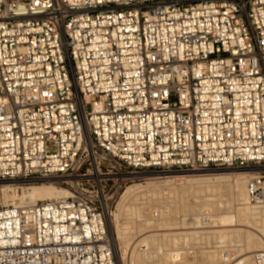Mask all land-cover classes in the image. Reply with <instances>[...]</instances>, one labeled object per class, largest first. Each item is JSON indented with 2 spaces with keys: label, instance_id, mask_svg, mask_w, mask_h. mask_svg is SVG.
<instances>
[{
  "label": "built area",
  "instance_id": "2783aa9c",
  "mask_svg": "<svg viewBox=\"0 0 264 264\" xmlns=\"http://www.w3.org/2000/svg\"><path fill=\"white\" fill-rule=\"evenodd\" d=\"M222 169L263 212L264 0H0V182L68 192L0 207V264H116L127 187Z\"/></svg>",
  "mask_w": 264,
  "mask_h": 264
},
{
  "label": "bare ground",
  "instance_id": "6f19581e",
  "mask_svg": "<svg viewBox=\"0 0 264 264\" xmlns=\"http://www.w3.org/2000/svg\"><path fill=\"white\" fill-rule=\"evenodd\" d=\"M255 176L254 172L248 170L232 169L178 175L144 176L142 178L143 184L129 186L120 195L116 211L112 213L107 225L108 237L112 243L116 264H121L118 254H121L122 260L126 257L127 251H130L128 258L131 264H182V256H185V253L181 249L173 248L162 250L163 252L159 250L160 248L164 249L168 241H175L177 244L172 245V247H176L180 241L185 243L187 239L190 242L196 239L201 243L205 242L206 248L199 253L200 264H221L237 257L240 259L238 261L247 263L253 254L264 251V211L249 207L245 193L248 181ZM172 180L174 183L180 182V186L185 183L190 191L197 194L196 197H199L203 190L214 193L215 190L220 191L227 188L229 201L226 205L230 208L220 212L214 207V201L203 200L193 203L190 210L193 208L195 210L193 209L189 213L185 212L192 218V224L189 225L193 227H191L192 232L156 234L155 229L168 228L169 222L167 220L171 216V208L164 209L163 212L154 211L152 216L148 217V221L144 217L145 215L143 216L146 211L143 207L145 205L142 203V206L136 205V203L142 202L141 197L149 190L151 197L163 196L165 192L171 190L169 183ZM47 181L50 183L47 184ZM154 181H163V183L157 185L152 183ZM14 183L16 182H0L2 185L0 187V202L3 206L16 205L22 207L39 201L68 197V192L62 188H56L51 184L53 183L51 180H41L40 184L33 181L32 183L35 184L24 188H14L12 186ZM180 186L178 185V187ZM162 218L166 219L165 223H158ZM148 229L150 231L146 232ZM145 232L149 235L143 237ZM135 237H138L137 240L140 237L143 238L137 244L135 243L136 245H133L134 247L130 250L132 247L130 242ZM165 242L167 243L165 244Z\"/></svg>",
  "mask_w": 264,
  "mask_h": 264
},
{
  "label": "rangeland",
  "instance_id": "374dc122",
  "mask_svg": "<svg viewBox=\"0 0 264 264\" xmlns=\"http://www.w3.org/2000/svg\"><path fill=\"white\" fill-rule=\"evenodd\" d=\"M218 171H222V170H218ZM161 182L163 183V181H154L152 183H155V184L158 185ZM46 183L49 184L50 182L48 183V181H47ZM31 184H35V183H32V182H17V183L12 184V186L14 188H17V187L18 188H24V187L29 186ZM36 184H40V181H37ZM51 184L54 185V183H51ZM139 184H143V182L141 181V182L135 183L134 185H139ZM134 185L132 184V186H134ZM178 185L180 186V182H175L174 183L173 180H172L169 183V186H170L169 188L171 190L165 192L163 196L161 195V197H157V198H156V196L155 197H151V193H150V190H149L143 195V197H141V199L143 201L142 202L140 201L139 203H136V205L137 204L141 205V203L145 205L143 207H144V209H146L147 212L145 211L143 213V216L145 215L144 217H146L148 221H149V218L152 216L154 211H157V210L159 211L160 210V211L163 212L164 209H167L169 207L171 208V216H170L169 220H167L169 222L167 224V225H169L168 228L155 229L154 231L156 232V234H167V233H171V234H177L178 233V234H181L182 232L183 233L192 232V228L193 227L189 226L190 224H192V218L190 217L189 214H185V212L189 213V211L194 209L193 208V209L190 210V208L192 207L193 203L201 202L203 200L212 201V202L214 201L215 202V203L213 202L214 207H216V209H218V211H220V212H224L228 208H230L228 205H226L227 201H229V198L227 196V195H229L228 194L229 190L227 191V188L226 189H222L220 191L215 190L214 193H211L210 191L205 192L206 190H203V192L200 193L201 195H199V197H196L197 194L194 193L193 191H190L187 188L188 186H185V183H182L180 187H178ZM1 186L2 185H0V187ZM56 188H59V187H56ZM209 199H211V200H209ZM118 202H119V200L117 201V204H118ZM117 204H116V207H117ZM2 206H3V204H2V202H0V207H2ZM116 207H115L113 213H115ZM165 221H166V219L162 218L160 221H158V223H165ZM186 227H187V229H186ZM188 228H189V230H188ZM241 228L243 229V227H241ZM241 228H239V229H241ZM149 231H150V229L146 230V232H149ZM198 231H200V230H198ZM205 231H210V230H205ZM147 235H149V234L146 233L145 235H143V237L147 236ZM143 237H140L138 240H137L138 237H135L133 240H131L130 246L132 245V247H130V250ZM181 242L182 241H180L178 243V246H176V247H172V245L177 244L175 241H170V242L168 241V243H170L169 245H168L167 242H165V244L167 243L165 245V248L164 249L160 248L159 251L163 252L162 250H169V249H173V248L174 249L175 248L181 249V251L183 253H185V256H182V260H181L182 264H200L199 253L202 251V249L206 248V245H204L205 242L201 243V242H199L198 239L191 240V242H190V240L187 239V241L185 243H183V242L181 243ZM209 242L211 243L212 241H209ZM129 254H130V251H127L126 257H124V259L121 260V254L119 253L118 254V258H120V260L118 259L119 263H121V264H131L129 262V258H128ZM235 259L240 260L238 257L235 258Z\"/></svg>",
  "mask_w": 264,
  "mask_h": 264
}]
</instances>
